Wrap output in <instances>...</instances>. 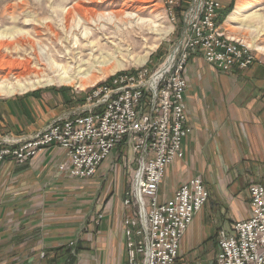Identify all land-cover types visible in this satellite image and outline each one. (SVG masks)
I'll return each instance as SVG.
<instances>
[{"label":"crops","instance_id":"crops-1","mask_svg":"<svg viewBox=\"0 0 264 264\" xmlns=\"http://www.w3.org/2000/svg\"><path fill=\"white\" fill-rule=\"evenodd\" d=\"M228 1L220 0L222 8ZM185 76L192 132L183 140V159L167 168L178 181L165 195V177L159 199L169 200L190 178L202 179L209 198L186 231L178 259L215 264L218 231L230 232L234 223L248 218V186L251 181L264 185V60L246 72L209 70L205 75L190 69ZM75 101L59 89L0 99V139L35 135L56 118L71 115L80 104ZM65 159L61 148L51 146L25 165L0 161V254L16 256L17 264H126L123 199L114 201L115 193L102 210L89 207L92 190L59 170ZM73 212L78 217L73 219Z\"/></svg>","mask_w":264,"mask_h":264},{"label":"built area","instance_id":"built-area-1","mask_svg":"<svg viewBox=\"0 0 264 264\" xmlns=\"http://www.w3.org/2000/svg\"><path fill=\"white\" fill-rule=\"evenodd\" d=\"M166 4L173 20L175 0ZM221 9L220 0H189L181 14L180 41L158 69L118 73L89 89L71 115L33 136L0 139V161L16 165L51 146L61 148L66 159L59 170L73 180L91 179L111 154L130 152L136 167L122 200L126 264H174L186 231L208 201L200 177L180 185L167 201L159 199V188L167 168L183 159L182 143L192 132L184 101L192 56L199 54L219 74L257 62L248 46L226 36ZM248 197V218L217 233L215 264H264V185L251 181Z\"/></svg>","mask_w":264,"mask_h":264},{"label":"rangeland","instance_id":"rangeland-1","mask_svg":"<svg viewBox=\"0 0 264 264\" xmlns=\"http://www.w3.org/2000/svg\"><path fill=\"white\" fill-rule=\"evenodd\" d=\"M166 1L0 0V85L5 79L13 83L27 79L35 82L36 77L46 80L40 86L28 85L26 90L13 94L0 92V99L59 89L67 91L76 100L75 105H81L89 89L107 83L118 73L134 72L142 67L158 69L180 41L183 30L180 18L189 0H175L173 20ZM229 2L233 11L223 21L226 36L243 40L246 46L253 42L255 47L249 49L257 60H264V52L257 50L264 48V0H229L220 11L221 17ZM239 8L241 16L234 17V11ZM116 15L119 17L114 18ZM96 16L101 20L97 21ZM244 17L246 20H242ZM105 62L109 63L98 68ZM64 68L70 69L75 83L66 85L55 77V69ZM190 69L205 75L209 70L214 71L199 54L192 56L185 75ZM88 73L91 75L88 80L81 78ZM49 79H53L54 84L50 85ZM117 154H111L102 162L91 179L77 180L92 190L89 191V207L101 206L102 210L112 194L119 193L114 201L120 202L130 192L136 167L133 156L128 151ZM165 177L162 192L169 195L171 186L178 180L167 171ZM72 216L74 219L78 214L73 212ZM3 242L0 239V243ZM187 258L185 252L184 260ZM183 262L177 258L174 264ZM0 264H17V257L1 253Z\"/></svg>","mask_w":264,"mask_h":264},{"label":"bare ground","instance_id":"bare-ground-1","mask_svg":"<svg viewBox=\"0 0 264 264\" xmlns=\"http://www.w3.org/2000/svg\"><path fill=\"white\" fill-rule=\"evenodd\" d=\"M72 10H75V9H72ZM70 13H71L70 11H67V14H70ZM240 13H241V10H235L233 16L234 17L241 16ZM118 17L119 16L116 15V17H114V18H118ZM93 18H95V16ZM96 18H97V21L101 20V17L96 16ZM246 18L247 17H244L242 20H244V19L246 20ZM82 21L86 22V19L82 18ZM94 23H96V20L94 21ZM127 34H130V31H127ZM231 39H235V38L233 37ZM242 42H243V40H242ZM254 47L255 46H254L253 42H250L248 44V48L253 49ZM257 50L261 51V52H264V48L263 47H258ZM107 63H109V62H105L103 65L99 66L98 68L105 67L107 65ZM54 72L56 73L55 77L57 76L66 85H71V84L75 83V79L71 77L69 68L55 69ZM90 77H91V75H90V73H88V74H85L84 76H82L81 78H83L84 80L85 79L88 80ZM43 78L40 79V78L36 77V81L35 82H31L30 79H27L28 81L25 80L23 82H21L20 80H17L15 83L8 81L10 79H5L2 82V85H0V92L3 93V92H7L8 91L9 93L13 94L14 92L26 90L28 85L31 86L32 88H34L35 86L42 85L41 83L46 81ZM47 82H49L50 85L54 84L53 79H49V81H47Z\"/></svg>","mask_w":264,"mask_h":264},{"label":"trees","instance_id":"trees-1","mask_svg":"<svg viewBox=\"0 0 264 264\" xmlns=\"http://www.w3.org/2000/svg\"><path fill=\"white\" fill-rule=\"evenodd\" d=\"M226 9H227V11H226V13H225V16H227V15L233 10V5H232V3L229 4L228 7H227ZM180 19H181V18H180ZM224 19H225L224 17H223L222 19H220V22L222 23ZM75 252H78V248L75 249Z\"/></svg>","mask_w":264,"mask_h":264},{"label":"water","instance_id":"water-1","mask_svg":"<svg viewBox=\"0 0 264 264\" xmlns=\"http://www.w3.org/2000/svg\"><path fill=\"white\" fill-rule=\"evenodd\" d=\"M172 57V54L170 55V58Z\"/></svg>","mask_w":264,"mask_h":264}]
</instances>
